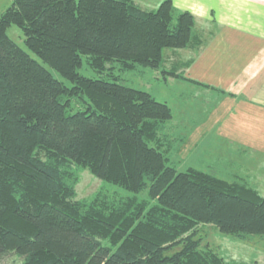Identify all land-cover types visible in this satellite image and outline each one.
I'll list each match as a JSON object with an SVG mask.
<instances>
[{"label":"trees","instance_id":"obj_1","mask_svg":"<svg viewBox=\"0 0 264 264\" xmlns=\"http://www.w3.org/2000/svg\"><path fill=\"white\" fill-rule=\"evenodd\" d=\"M194 22L171 0L155 9L134 0H11L0 13V258L12 253L20 258L16 264H236L201 250L199 228L243 240L264 236L258 190L168 164L157 131L172 117L169 104L77 71L84 56L99 73L111 71L115 61L120 70L155 71L169 61L163 72L181 76L178 64L189 61L177 60L176 50L197 52L202 45ZM11 24L70 85L8 37ZM77 166L132 195L77 199L71 179Z\"/></svg>","mask_w":264,"mask_h":264},{"label":"crops","instance_id":"obj_2","mask_svg":"<svg viewBox=\"0 0 264 264\" xmlns=\"http://www.w3.org/2000/svg\"><path fill=\"white\" fill-rule=\"evenodd\" d=\"M134 1L155 9L162 0ZM172 4L195 16L201 34L198 51L188 49L183 76L191 79L193 88L216 92L215 103L202 118L191 109V154L202 155L203 160L202 166L191 168L224 171L230 164L228 155L233 154L237 155L233 169L242 172H236V179L247 182L264 176L260 172L264 171V0H172Z\"/></svg>","mask_w":264,"mask_h":264},{"label":"rangeland","instance_id":"obj_3","mask_svg":"<svg viewBox=\"0 0 264 264\" xmlns=\"http://www.w3.org/2000/svg\"><path fill=\"white\" fill-rule=\"evenodd\" d=\"M10 2L11 0H0V13L10 4ZM195 23L196 21L194 22L193 29L198 31V27L195 25ZM6 34L31 57L50 70L55 78L61 80L67 85H70L66 79L52 71L45 63L41 61L40 58H38L29 50V48L24 43V36L18 26L11 24L9 27H7ZM188 49L189 48L176 50L175 54L179 56L177 60L182 62L188 58ZM164 64L165 65L161 68L162 70L159 69L158 71L142 66H136L135 68L128 70H120L119 62L115 61L113 62L111 71L108 70L103 73H99L93 71L87 65L85 57L83 56L82 64L77 69V71L81 75L87 77L103 78L118 82L127 87L147 91L157 100L164 101L169 104L172 111V117L157 131L158 146L167 156L169 165L175 167L178 171H185L187 168L195 166L194 164L201 166L203 165L201 162L203 161L202 155L191 154V109L196 110V113H198L196 114L197 118H202L205 115L204 112H209L215 103L214 100H216V92H205L201 89V87L198 86L193 88L191 85V79L183 76L182 72H184L186 69L184 64H178L181 66L177 67V72L181 76L177 77L173 75H166L167 73H164L163 71L170 69V62L168 61ZM168 78L177 79L178 81H176L175 84L165 83L164 80ZM218 97L222 98V96L219 95ZM211 156L213 157L215 155ZM236 158L237 155H228L230 164L225 165L224 171H221V169L218 170L219 168L217 167H209L205 169L201 168L198 170L211 173L229 182L243 181L249 186H252L258 190L259 193L263 194L264 176H260L258 178L257 176H254L256 179L252 177L249 178L247 182L244 181L245 179L243 178H235L236 172L242 174L241 171H236L233 169V166L235 167L237 162ZM239 163L240 165L246 166V163L243 161ZM208 165L211 167L215 166V164L210 163ZM261 168L264 169V166ZM71 175L77 199H90L94 196H97L101 198L119 200L132 195V193L129 191L101 181L100 179L96 178L87 168L81 166L75 167L72 170ZM198 235L200 237L199 248L201 250L210 249L217 252L226 260L236 264H264V236L253 235L243 240L222 233L218 229L209 225L201 226L198 230ZM19 261L20 258H17V256L12 253L0 258V264H16Z\"/></svg>","mask_w":264,"mask_h":264}]
</instances>
